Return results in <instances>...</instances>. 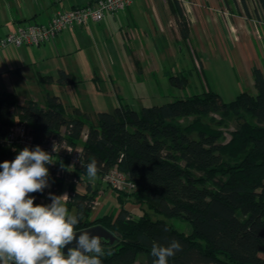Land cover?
<instances>
[{
  "label": "trees",
  "instance_id": "16d2710c",
  "mask_svg": "<svg viewBox=\"0 0 264 264\" xmlns=\"http://www.w3.org/2000/svg\"><path fill=\"white\" fill-rule=\"evenodd\" d=\"M257 2L264 20V0ZM253 76L256 96L244 92L225 103L209 90L141 111L123 105L98 113L97 120L80 111L70 117L59 96L23 105L16 95L0 93V140L25 124L38 144L66 139L83 145L81 166L69 159L47 166L49 184L57 193L69 190L67 208L82 216L77 231L102 226L116 237L105 245L112 255L102 257V264H153L152 243L166 246L173 239L183 250L169 264H264V68L255 67ZM40 81L75 84L65 71ZM179 84L184 87L187 79ZM229 122L234 130L226 139ZM21 150L0 144V163L13 161ZM91 158L100 169L94 183L86 177ZM115 168L133 190H114L104 181ZM79 183L87 185L84 190ZM110 189L114 208L92 220ZM45 194L33 193L35 205ZM128 204L138 205L140 215ZM166 219L180 220L191 231H179Z\"/></svg>",
  "mask_w": 264,
  "mask_h": 264
},
{
  "label": "crops",
  "instance_id": "0c3cea01",
  "mask_svg": "<svg viewBox=\"0 0 264 264\" xmlns=\"http://www.w3.org/2000/svg\"><path fill=\"white\" fill-rule=\"evenodd\" d=\"M96 2L0 0V29L6 31L0 39L21 26L48 24L59 11H70ZM120 30L138 45L137 55L133 53L128 58L134 72L144 74L147 68L141 65L148 61L156 64L154 53L158 46L170 47L171 43L183 42L192 53L198 70L205 71L206 62L209 68L219 73L225 71L226 75L227 68H230L240 83L255 87L253 69L257 67L263 71L264 68V20L257 0H134L124 11L108 14L102 22L64 31L55 40L39 47L26 46L37 48L30 52L20 48L18 51L23 52L24 65H34L40 75L56 78L55 75L65 71L74 77L76 83L75 77L89 66L90 57L95 58L93 46L101 44L106 50L111 33ZM8 50L7 57L13 53V49ZM91 65L93 67L94 63ZM177 65H173L172 71L178 70ZM149 70L153 76L161 73L156 67ZM165 75H169L168 72ZM112 85L117 91L114 80ZM103 195L108 199L113 192L110 189ZM101 206L94 220L108 214L105 213L107 206Z\"/></svg>",
  "mask_w": 264,
  "mask_h": 264
},
{
  "label": "rangeland",
  "instance_id": "374dc122",
  "mask_svg": "<svg viewBox=\"0 0 264 264\" xmlns=\"http://www.w3.org/2000/svg\"><path fill=\"white\" fill-rule=\"evenodd\" d=\"M5 34L6 31L0 29V37ZM107 43L108 48L106 50L101 44L93 46L95 58L90 57L89 66L75 77L77 81L75 84L64 87L57 84H43L40 81L42 75L36 71V67L24 65L22 51L26 49L30 52L37 48L23 47L20 48L21 52L13 45L0 48V93L7 92L16 95L20 104L23 105L29 100L44 104L48 95L59 96L67 107L70 117H77V111H82L89 114L92 120H97L96 115L99 112L112 113L117 107L123 105L128 104L134 110L141 111L145 107L164 105L209 90L218 93L225 103L234 101L244 92H249L253 96L257 95L256 88L248 83H240L234 70L230 68H227L228 74L226 75L225 71L219 73V71L209 68L206 62V70H198L194 64L193 55L185 42L171 43L170 47L158 46V51L154 53L156 64L153 61H148V63L141 65V67L147 68L144 74L140 73L141 71L134 72L128 64L129 56H132L133 53L137 55L138 45L136 41L129 40L120 30L111 33V38ZM181 47L184 48L183 51L180 50ZM166 48L170 49L166 50ZM8 49H13V53L7 57V53H10ZM4 53L6 57L2 56ZM27 61L31 62L29 59ZM92 62L94 63L93 67ZM174 64H178L177 71H172ZM152 67L160 69L161 73L153 76L149 70ZM165 72H168L169 75L164 76ZM185 78L187 84L182 87L179 82ZM113 80L116 83L117 91L112 85ZM211 117L220 119L218 115H211ZM227 125L228 127L224 128L223 131L225 138L229 139L230 132L234 130V125L231 122ZM87 132L88 129L86 128L83 139H85ZM86 186L85 183H79L81 190H84ZM67 190L66 187L63 192L57 195H63ZM30 195L33 196V194ZM102 196L104 197V195ZM112 203L114 205L116 203L112 197L100 198L96 210H93L92 220L97 217V213H100L101 205L107 206L109 204L105 208V213H109L114 207ZM137 206L134 204L127 205L128 208L134 210V214L140 215L139 206ZM167 221L179 231L185 233L191 231L190 226L180 220Z\"/></svg>",
  "mask_w": 264,
  "mask_h": 264
},
{
  "label": "clouds",
  "instance_id": "9594fccd",
  "mask_svg": "<svg viewBox=\"0 0 264 264\" xmlns=\"http://www.w3.org/2000/svg\"><path fill=\"white\" fill-rule=\"evenodd\" d=\"M52 164L53 156L40 146L25 147L13 161L0 163V264H102V257L112 255L104 237L76 230L82 216L69 212L67 193H49L50 204L35 205L30 194L50 187L47 166ZM99 171L91 158L86 167L89 182H95ZM182 250L173 239L166 246L152 243L150 255L153 264H169Z\"/></svg>",
  "mask_w": 264,
  "mask_h": 264
},
{
  "label": "built area",
  "instance_id": "2783aa9c",
  "mask_svg": "<svg viewBox=\"0 0 264 264\" xmlns=\"http://www.w3.org/2000/svg\"><path fill=\"white\" fill-rule=\"evenodd\" d=\"M133 2L134 0H97L94 5L81 6L70 11H59L48 24H32L19 27L15 32L0 40V48L10 45L17 48L26 46L39 47L55 40L64 31L73 30L77 27H85L91 23L102 22L108 14L124 11ZM0 144L22 149L27 147L30 150H34L36 146H40L44 151L53 156V164L56 161L64 162L69 159L73 165L81 166L84 161L83 145L73 146L66 139L62 141L52 139L45 144H38L34 139L31 129L25 124L14 126L9 134L0 140ZM54 144L55 152H53ZM104 181L114 190L131 191L134 189V185L127 182L125 175L116 168L105 177ZM57 190L56 186L50 184V187L45 189L46 194L39 200L40 205L50 204L51 200L48 198V194L57 195ZM66 193L70 200L69 190Z\"/></svg>",
  "mask_w": 264,
  "mask_h": 264
},
{
  "label": "water",
  "instance_id": "95a60500",
  "mask_svg": "<svg viewBox=\"0 0 264 264\" xmlns=\"http://www.w3.org/2000/svg\"><path fill=\"white\" fill-rule=\"evenodd\" d=\"M83 231H89L93 235H100L104 237L108 241L109 244H114L116 241V237L113 234H111L109 231H107L105 228H103L102 226H94V227H91V228H88L82 231H78V232H83ZM77 235H79V233ZM69 247H74V244L68 245L64 250L65 253H67V248Z\"/></svg>",
  "mask_w": 264,
  "mask_h": 264
}]
</instances>
